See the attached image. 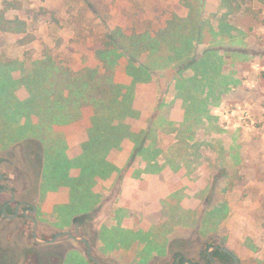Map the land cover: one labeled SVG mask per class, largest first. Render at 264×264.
Returning a JSON list of instances; mask_svg holds the SVG:
<instances>
[{
  "label": "rangeland",
  "instance_id": "rangeland-1",
  "mask_svg": "<svg viewBox=\"0 0 264 264\" xmlns=\"http://www.w3.org/2000/svg\"><path fill=\"white\" fill-rule=\"evenodd\" d=\"M5 2L14 5L6 16L23 19L27 32L0 31V60L26 67L46 52L75 70L95 67L94 50L106 32L116 26L127 32L155 31L174 13L187 16V3L217 30L221 23L235 27V38L214 39L204 30L206 40L197 52L218 49L224 75L206 103L198 99L201 112L187 114L186 95L178 96L173 79L175 67L157 68L145 75L147 81L137 82L127 70V59H120L115 80L133 84L138 115L126 120L133 136L109 151L115 170L97 179L89 211L66 221L64 214L60 221L56 207L71 205L69 187L41 192L42 180L31 166L44 158L40 141L3 140L7 129L1 117L0 154L15 153L13 161L21 170L6 172V184H15L38 205L39 232L52 236L74 230L78 223L102 264H169L177 251L204 264L202 251L223 240L241 264H264V1L248 2V9L236 13L222 8L220 0H0V9ZM10 74L18 79L22 70ZM186 74L194 70L188 68ZM13 94L21 102L29 96L25 86H17ZM92 114L89 107L79 121L53 127L72 162L83 154ZM26 119L13 125L26 124ZM31 121L37 118L31 116ZM79 174L80 168L69 169L70 176ZM149 175L160 181L159 195L147 197L154 203L141 197L144 184L139 182ZM26 233L31 226L21 219L0 217V264H93L87 247L69 236L44 243Z\"/></svg>",
  "mask_w": 264,
  "mask_h": 264
},
{
  "label": "trees",
  "instance_id": "trees-1",
  "mask_svg": "<svg viewBox=\"0 0 264 264\" xmlns=\"http://www.w3.org/2000/svg\"><path fill=\"white\" fill-rule=\"evenodd\" d=\"M251 1L220 0V6L229 13H236L248 9L244 5ZM13 6L5 2L0 9V31L25 33L27 24L23 19L6 16ZM187 6V16L174 13L163 27L155 31L127 32L123 27L116 26L106 32L100 37V46L94 50L99 61L95 67L83 66L75 70L57 62L48 52L27 67L15 60H0V117L7 129L2 138L5 141L14 139L16 143L22 140L40 141L44 153L41 192L44 194L47 190H57L61 186L70 189L71 205L56 207L61 213L59 219L65 214L63 218L66 221L72 214L87 212L95 205L92 187L98 178H108L115 170V166L107 159L109 151L118 147L126 137L133 136L126 120L138 115L133 106L134 86H126L115 80L116 67L121 58L127 59V70L137 82L147 81L145 75H151L157 68L175 67L173 79L178 96H187H182L186 111L201 112L202 106L197 107L198 99L206 103V96L220 86L224 75L222 55L213 47H207L201 53L197 50L200 43L206 40V28L216 39L220 35L235 38V27L221 23L217 30L215 25H210L202 16H198V9L190 3ZM17 68H21L22 75L13 79L10 72ZM188 68L194 70L193 75L186 74ZM17 86H25L28 90L29 96L25 102L15 98L13 89ZM89 107L93 110L88 128L89 138L83 144L82 156L72 162L64 153V139L54 136L52 130L55 124L79 121L83 117V110ZM187 114L190 115L188 111ZM25 116L26 124L13 125ZM31 116H35L37 121L32 122ZM143 140L140 142L141 147ZM74 166L80 168V174L75 177L69 175V169ZM4 199L5 195H0L2 218L5 216ZM12 211L14 208L8 206L7 212ZM41 236L50 238L53 235ZM218 245L226 246V241ZM210 246L208 244L207 247ZM234 254L233 250L228 252L221 248L211 251L212 257L222 264H234ZM201 257L204 264H212L207 251H202ZM186 259L181 251H177L169 264H183ZM191 261L192 264H202ZM241 263L239 260L238 264Z\"/></svg>",
  "mask_w": 264,
  "mask_h": 264
},
{
  "label": "flooded vegetation",
  "instance_id": "flooded-vegetation-1",
  "mask_svg": "<svg viewBox=\"0 0 264 264\" xmlns=\"http://www.w3.org/2000/svg\"><path fill=\"white\" fill-rule=\"evenodd\" d=\"M14 155H15L14 152L13 153L7 152L6 156H3L0 154V172L2 173V176L0 175V177H2L0 180V195H3V194L8 195V198L4 199V202H5L4 219L13 220V221L16 219H21L25 226L26 225L31 226V233H29V234L26 233L25 237L28 238V236L30 235V237H32L35 240L34 232H33L34 222L31 219V217H34L37 220V235L41 238L49 239V238L41 236L42 233L39 232V219L37 218L38 217L37 216L38 205L36 203H33V202L29 201L28 199H26L28 196L21 194V192L18 190V188L16 187L15 184H13V183L6 184V180H8V176L6 175V172L12 171L13 174H15L17 171L21 170V168L17 167L16 163L13 161ZM43 165H44V158L42 156H40V158H38L37 161H34L31 164V166L33 168L32 169L33 174L37 175V177H39V175H40L39 180L42 178ZM12 177H13V175H12ZM7 188H12L14 190L15 198L13 200H12V194L9 190H7ZM8 206L13 207L14 211L8 213L7 212ZM72 231H75V228ZM80 233L81 232H80V228H79L78 236H81ZM65 236H68V235H65ZM52 237H50V238H52ZM80 243H82V242H80ZM82 244H84V243H82ZM90 261L93 262L91 259H90ZM183 264H185V261L183 262Z\"/></svg>",
  "mask_w": 264,
  "mask_h": 264
},
{
  "label": "water",
  "instance_id": "water-1",
  "mask_svg": "<svg viewBox=\"0 0 264 264\" xmlns=\"http://www.w3.org/2000/svg\"><path fill=\"white\" fill-rule=\"evenodd\" d=\"M0 175L2 176V173L1 172H0ZM1 178L2 177H0V180H1ZM7 190H9L11 192V194H12V200H13L15 198V192H14V190L12 188H7ZM31 219L34 222L33 232H34V238H35L36 241H41V242H44V243H53L59 237L68 235L71 238H73L74 240L79 241V242H82V243H84L87 246L88 253H89V257H90V259L94 263H96V264H102L93 255L92 247H91V244H90L89 240L86 237L78 236V233H79V224L78 223L75 226V231H72V230H62V231H59L58 233H56L52 238L44 239V238H41V237H39L37 235V220L34 217H31ZM209 248L210 249H208L207 253H208V256L211 258L212 264H215L216 261L212 257V255H211V249L221 248V249H223L225 251L231 252V250L228 247H226V246H219V245H216V244L215 245H211ZM238 262H239V258H238V256L236 254H234V264H238ZM120 264H128V263H120ZM151 264H153V263H151ZM185 264H192V261L190 259H186L185 260Z\"/></svg>",
  "mask_w": 264,
  "mask_h": 264
},
{
  "label": "crops",
  "instance_id": "crops-1",
  "mask_svg": "<svg viewBox=\"0 0 264 264\" xmlns=\"http://www.w3.org/2000/svg\"><path fill=\"white\" fill-rule=\"evenodd\" d=\"M121 162H119V164H120ZM168 179L169 178H171V177H167ZM172 179V178H171ZM157 180V177H155V176H153V175H149V176H147V178H145V180H141L139 183H141V184H144L142 187H141V189L144 191V193H143V195L141 196L142 197V199H143V201H151V202H155L154 201V199H152V200H147V197L149 196V195H151V196H153V193L154 192H157L158 193V195H159V185H160V181H156ZM147 181H148V183H147ZM172 183H174V181H173V179H172V181H171ZM146 183H147V185L148 186H146ZM156 183H158L157 185H156ZM156 185L157 186V191H155L154 190V187L155 186H153V185ZM175 190V189H174ZM168 195V194H167ZM164 196H166V194L164 195ZM160 196H158L157 198H159ZM153 203H152V205L151 206H153ZM137 207H142L143 208V204L142 203H137Z\"/></svg>",
  "mask_w": 264,
  "mask_h": 264
}]
</instances>
